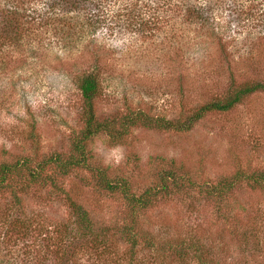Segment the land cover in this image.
<instances>
[{
    "label": "rangeland",
    "instance_id": "374dc122",
    "mask_svg": "<svg viewBox=\"0 0 264 264\" xmlns=\"http://www.w3.org/2000/svg\"><path fill=\"white\" fill-rule=\"evenodd\" d=\"M56 1L0 0V164L69 154L84 126L78 80L86 73L99 78L102 120L132 110L183 120L232 84L264 82V2L216 0L211 30L186 21L199 0H96L89 12L55 9ZM242 5L252 11L247 24ZM88 145L91 168L124 178L131 194L152 188L171 161L196 187L143 210L145 237L132 249L120 236L132 221L122 194L96 190L88 171L59 177L55 190L20 178L24 170L10 179L14 190L0 192V264H63L71 203L91 212L103 240L89 250L76 242L77 264H200L203 253L220 264H264V189L243 182L221 204L202 191L264 171L263 92L188 132L137 127L124 140L101 135ZM183 241L204 248L183 259L159 249Z\"/></svg>",
    "mask_w": 264,
    "mask_h": 264
},
{
    "label": "trees",
    "instance_id": "16d2710c",
    "mask_svg": "<svg viewBox=\"0 0 264 264\" xmlns=\"http://www.w3.org/2000/svg\"><path fill=\"white\" fill-rule=\"evenodd\" d=\"M95 1L96 0H57L54 6L55 9L59 8L65 12H78L81 9H85L89 12L90 9L93 8ZM217 1L199 0V3L197 2L195 5H191V8H188L185 12L187 15H184L186 21L194 24L195 27L201 26L202 29L208 28L216 30L217 28L213 16L217 10ZM258 1L264 2V0ZM91 5L92 8H90ZM242 6V9H240V7L237 8L241 15L240 23L246 22L247 24L251 21L250 12L252 11L248 9L244 10V5ZM262 17L264 19V16ZM78 85L86 107L82 116L84 126L73 138L69 154H57L50 158L40 156L41 159L39 160H35L33 157L24 158L21 162L16 164H0V192L8 189L14 190L15 186L11 184L10 179L25 171L28 172L26 177L20 178H26L36 185L45 183L55 190L56 181L60 179L59 177H68L73 173L79 172L83 174L84 171H88L90 172V176H92L91 180L95 182L94 186L96 190L106 193L109 192L113 195L122 194L123 198H126L125 200L127 203L129 202L131 209L129 213L132 215L131 225L121 228L120 236L125 242L132 245V249L139 248L141 246L140 237H145V234H140L137 229L138 215L143 210L150 208L154 201L162 195H173L182 189H192L196 186L193 184L192 180L184 178L180 169L171 161L167 163V165L170 166L169 169H163L158 172L156 175L157 183L152 188L144 191V193L139 196L133 194V192L131 194L129 192L131 186L124 178L110 179L107 177L105 170L101 168H91L89 142L101 135H105L109 139L115 141H121L128 137L132 130L137 127L159 131L188 132L206 116L215 113L229 112L241 104L248 96L258 92L264 93V82H244L236 86L232 84L224 96L200 106L194 113L188 115L183 120H168L163 117H155L140 110H132L124 114L117 112L106 120H102L98 116L97 111V100L102 95L99 87V78L93 73H86L80 77ZM35 156L39 155L35 153ZM243 182H246L252 187L264 189V171L257 172L246 179L242 172H238L235 176L221 179L216 186L206 187V189L202 191L212 197L213 201L221 204L225 201L227 202L228 196L239 188ZM71 209L73 211L74 222L72 223L73 226L68 230L70 235H68L69 240L66 251L63 247L64 254L62 259L65 260L63 264H77V260L72 261V255H78L80 252V248H77V251H75L76 245L74 246V244L76 242L80 243L81 240H84L83 244L87 250H89V246L95 247V245L103 244V240L99 238L102 232L98 233V228L92 222L93 217L91 212L74 203H71ZM150 239H152V237H150ZM202 248H204L203 244L186 243L185 241L179 244H174L172 242L164 245L159 244V249H171V252L181 259L184 258L189 250L193 249L194 253H198L202 251ZM197 259L200 264H220L218 260L210 259V257H207L204 253L198 255Z\"/></svg>",
    "mask_w": 264,
    "mask_h": 264
}]
</instances>
